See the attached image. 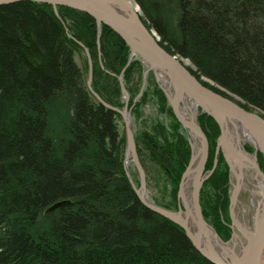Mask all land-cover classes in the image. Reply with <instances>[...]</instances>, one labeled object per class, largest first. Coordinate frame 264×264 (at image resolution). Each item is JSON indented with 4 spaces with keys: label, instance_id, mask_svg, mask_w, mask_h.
<instances>
[{
    "label": "trees",
    "instance_id": "trees-1",
    "mask_svg": "<svg viewBox=\"0 0 264 264\" xmlns=\"http://www.w3.org/2000/svg\"><path fill=\"white\" fill-rule=\"evenodd\" d=\"M134 1L144 25L158 33L159 45L190 61L193 67L186 68L203 85L264 117V0ZM57 9L58 15L50 3L32 0L0 5V264H213L182 227L136 195L123 168L121 116L88 90L72 37L91 54L94 90L117 107L120 86L108 72L120 73L128 46L102 25L98 49L93 17ZM136 64L142 68L136 58L125 71L127 90ZM156 88L171 122L141 138L172 176L173 202L164 207L176 210L190 158L189 134ZM198 121L208 141L207 171L219 127L206 113ZM136 149L144 167L137 143ZM217 158L199 202L203 217L227 240L229 168L221 153ZM58 200L68 201L45 213Z\"/></svg>",
    "mask_w": 264,
    "mask_h": 264
},
{
    "label": "water",
    "instance_id": "water-1",
    "mask_svg": "<svg viewBox=\"0 0 264 264\" xmlns=\"http://www.w3.org/2000/svg\"><path fill=\"white\" fill-rule=\"evenodd\" d=\"M18 1L22 0H0V5ZM32 1L50 3L56 13L57 6H66L93 17L97 27L98 49L102 25L111 28L129 48V58L123 70L133 58H138L142 64V86L138 96L142 94L151 71L175 117L189 132L190 158L178 185V207L174 210L159 206L150 201L146 194V175L138 157L131 122L130 110L133 104L128 106L129 94L124 85L123 70L118 81L124 105L118 108L106 102L92 89L93 64L85 49L88 57L86 83L90 92L100 104L122 117L126 137L124 171L140 201L150 210L182 227L192 246L211 263L264 264V173L260 170L255 155L260 152L264 156V117L203 85L176 55L159 45L153 32L142 22L138 8L131 0ZM199 113L211 116L219 127L214 163L207 171L205 163L208 141L197 120ZM245 144L253 147V154L245 149ZM219 153L229 168L228 210L231 233L227 240H223L203 217L199 202L201 187L212 175ZM128 159L132 160L137 170L138 186L127 168ZM244 185L254 198L253 211L247 222L240 220L235 211ZM59 204L62 202L52 204L46 211L54 210Z\"/></svg>",
    "mask_w": 264,
    "mask_h": 264
},
{
    "label": "rangeland",
    "instance_id": "rangeland-1",
    "mask_svg": "<svg viewBox=\"0 0 264 264\" xmlns=\"http://www.w3.org/2000/svg\"><path fill=\"white\" fill-rule=\"evenodd\" d=\"M131 1L137 6V3L134 0H131ZM137 8H139V6H137ZM56 10H57V13L56 12L55 13L58 15L57 7H56ZM68 24L69 22L66 21L65 25L67 27L68 33L70 34L71 33L69 30L70 25ZM151 31L153 32L156 40L158 41L159 39L158 33L154 29ZM135 59L136 58H133L132 60H135ZM179 59L184 65L193 67L190 61L180 58V57ZM74 60L84 72V79L86 81L87 73H88V63L86 62V56L84 52L81 51L80 49H75ZM142 70H143V67L141 68L139 65L137 66L136 64L134 65L131 73L129 74L130 79L127 80V83L129 85V88L127 90L129 94L128 106L130 107L133 104L130 110L131 122H132L133 131H134L135 142L138 144V146L141 149L142 159L144 163L143 168H144L145 175H146V194L150 201L154 202L155 204L159 206L164 207V205L166 206L171 205L173 202L172 201V195H173L172 188L174 187V184L171 178L172 176L167 174L164 171L163 167L152 158L151 153L149 152L148 148L143 143L141 137L146 132L155 136L154 133L157 131V128L159 129L160 125H164V127L168 128L171 122V117L167 115L166 112H163V110L160 108V100L158 99V93H157V88H156V86L158 85L151 71H149L148 77L145 83L144 100H141V101L139 100L141 96L143 95L141 94L138 96L140 88H141V87L139 88V86L141 84V79H142L141 78ZM234 99L238 100V98H236L235 96H234ZM131 100H132V104L130 105ZM118 101L122 102V106L124 105L122 96L120 97V100L118 98ZM122 106L118 108H122ZM253 111H257V110L253 109ZM117 122H118L119 134L121 136H124L125 128H124L122 117L118 118ZM170 133H171V130H167V134L170 135ZM125 146H126V138H125L124 147ZM246 150L248 151V149ZM124 152H125V148H124ZM122 160L124 161V153H123ZM127 168L129 170V173L131 175L133 182L135 183L136 186H138L137 185V182L139 180L138 173L131 159L127 160ZM228 180H229V177H228ZM229 191H230V184L228 185V193ZM239 198L240 199L236 205L235 211L239 213V215H241L242 209H245V211L247 212V215L249 214L251 215L253 211V206H254V198L252 194L250 193V195H248L247 189L242 188ZM228 213H229V210H228ZM221 218L224 221L223 216H221ZM230 223H231V220L228 224L230 225Z\"/></svg>",
    "mask_w": 264,
    "mask_h": 264
},
{
    "label": "bare ground",
    "instance_id": "bare-ground-1",
    "mask_svg": "<svg viewBox=\"0 0 264 264\" xmlns=\"http://www.w3.org/2000/svg\"><path fill=\"white\" fill-rule=\"evenodd\" d=\"M137 6H138V4H137ZM139 9L140 8H138V12L141 14V12L139 11ZM102 32V31H101ZM68 34V36L69 37H72L71 36V34H69V33H67ZM101 35V34H100ZM96 36H97V27H96ZM75 41H76V43L79 45V49L81 50V51H83L84 52V54H85V56H86V62L88 63V57H87V54H86V51H85V49L87 50V52H88V54H89V56H90V59H91V62H92V64H93V60H92V57H91V54H90V52H89V50H88V48H87V46L82 42V41H80V40H77V39H75L74 37H72ZM96 39H97V37H96ZM99 39H100V37H99ZM81 43V44H80ZM99 54V57H98V62L100 63V64H102L103 63V61H102V59H101V55H100V53H98ZM130 64V63H129ZM129 64L126 66V68L123 70V68H124V66L126 65V63H125V65L122 67V69H121V71L123 70V77H124V74H125V71H126V69H127V67L129 66ZM103 67V66H102ZM121 71H120V73L119 74H115V72H108L109 74H111L112 76H114V77H116L117 79H118V76L121 74ZM142 73H143V70H142ZM142 73H141V78H142ZM148 77V76H147ZM100 82H102V83H105L106 84V81H105V79H98ZM92 81H93V76H92ZM85 84H86V86H87V83H86V81H85ZM107 84H111V82H109V83H107ZM158 85V84H157ZM142 86V79H141V84H140V86H139V88ZM91 87H92V89L94 90V88H93V86H92V82H91ZM87 88H88V86H87ZM88 90H89V88H88ZM140 90H141V88H140ZM90 91V90H89ZM95 91V90H94ZM144 91H145V85H144V87H143V90H142V94L144 93ZM96 92V91H95ZM91 93V92H90ZM97 93V92H96ZM92 94V93H91ZM93 96V95H92ZM100 96V95H99ZM112 105V104H111ZM114 106V105H113ZM192 108H193V105H190ZM115 107H117V106H115ZM126 138V137H125ZM237 159H240V158H237ZM250 178V177H249ZM68 200H58V201H55V202H53V203H51L49 206H51L52 204H54V203H57V202H62V204H64V203H66ZM62 204H59L58 205V207L59 206H61ZM48 206V207H49ZM48 207H46V209H45V213H48V212H51V211H46L47 210V208ZM58 207H56V208H58ZM55 208V209H56ZM53 211V210H52Z\"/></svg>",
    "mask_w": 264,
    "mask_h": 264
},
{
    "label": "flooded vegetation",
    "instance_id": "flooded-vegetation-1",
    "mask_svg": "<svg viewBox=\"0 0 264 264\" xmlns=\"http://www.w3.org/2000/svg\"><path fill=\"white\" fill-rule=\"evenodd\" d=\"M99 48H100V44H99ZM102 65V64H101ZM118 80V79H117ZM118 83H119V81H118ZM124 85H125V83H124ZM120 86V85H119ZM126 87V86H125ZM127 87L129 88V85L127 84ZM121 90V89H120ZM122 95V94H121ZM169 107H170V105H169ZM170 109H171V107H170ZM171 111H172V109H171ZM172 113H173V111H172ZM174 114V113H173ZM199 114H201V113H199ZM175 116V115H174ZM199 116V115H198ZM176 118V117H175ZM198 123H199V121H198ZM200 125V124H199ZM182 126V125H181ZM201 127V126H200ZM202 129V128H201ZM246 148L245 149H248V147H250L251 149L249 150L248 149V151L250 152V153H252L253 154V147L251 146V145H249V144H245L244 145ZM256 161H257V163H258V166H259V168H260V170L264 173V156L262 155V153H260V152H257L256 154ZM243 188H246L247 189V193H248V195H250V192H249V189L246 187V186H243ZM239 212V211H238ZM242 214L241 215H239V213H237V215H238V218L241 220V219H243L245 222H247L248 220V217L250 216V214L249 215H247V212L245 211V209H242Z\"/></svg>",
    "mask_w": 264,
    "mask_h": 264
}]
</instances>
